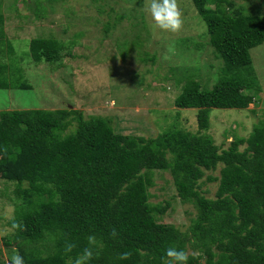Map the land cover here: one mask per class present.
I'll return each instance as SVG.
<instances>
[{
    "label": "trees",
    "instance_id": "obj_1",
    "mask_svg": "<svg viewBox=\"0 0 264 264\" xmlns=\"http://www.w3.org/2000/svg\"><path fill=\"white\" fill-rule=\"evenodd\" d=\"M189 1L222 63L210 87L189 79L174 100L179 110L197 111V133L172 125L144 138L114 132L102 118L86 119L79 110L0 112V181L15 186L9 222L15 233L5 245L16 247L24 264H69L93 235L97 243L87 264H163L169 246L186 251L187 264H264V120L247 138L235 136L226 149L206 134L210 109L245 110L255 104L261 88L249 51L264 42V16L232 2L228 8L210 9L212 0ZM125 2L137 9L144 4ZM121 20L116 16L113 25ZM4 23L0 13V90L31 89L24 63L63 64L61 42L33 38L27 50L17 51L13 42H19L6 37ZM110 26L105 23L104 34ZM189 27L195 28L185 20L183 28ZM135 28L152 30L145 24L130 32ZM160 37L164 43L172 40ZM138 38L116 45L123 57L142 46ZM218 166V180L206 178L218 181L215 198L207 199L200 182ZM155 171L168 172L180 201L200 210L187 233L159 222L170 204L150 202ZM66 244L74 245L70 253ZM125 252L130 258L120 259Z\"/></svg>",
    "mask_w": 264,
    "mask_h": 264
},
{
    "label": "rangeland",
    "instance_id": "obj_2",
    "mask_svg": "<svg viewBox=\"0 0 264 264\" xmlns=\"http://www.w3.org/2000/svg\"><path fill=\"white\" fill-rule=\"evenodd\" d=\"M14 1L1 0L0 13L5 19L6 37L19 42H13L17 51L27 50L33 38H54L65 47L64 58L63 64L56 67L22 64L31 89L0 90V112L79 110L86 119L102 118L114 132L144 138L156 137L172 125L193 134L198 132L197 111L179 110L174 100L189 79L199 82L201 87H210L216 68L222 63L209 46L205 24L189 0L178 3L183 21L195 28H183V32L176 34L156 29L150 14L145 12L141 18L136 12L144 9L125 0H16L13 6ZM227 2L242 6L250 14L264 16V0H212L207 5L210 9H222L228 8ZM116 16L123 20L114 26ZM107 22L111 26L106 35L103 27ZM145 24L151 27L150 32L136 28L130 32L134 25ZM137 34L142 46L123 57V50L116 45L121 46L124 40L130 44ZM160 35L172 40L164 43L166 40ZM249 54L261 88L254 106L250 104L245 110H209L206 134L221 149H226L235 136L247 138L252 127L264 120V42ZM145 56L155 59L143 62ZM220 168L207 171L200 182L207 199L215 198L218 181L209 182L206 178L218 180ZM153 181L150 202L170 204L159 222L187 233L200 210L180 201L168 172L155 171ZM14 188V184L0 181V264H8L17 250L5 245V240H11L15 233L9 225L14 217Z\"/></svg>",
    "mask_w": 264,
    "mask_h": 264
},
{
    "label": "clouds",
    "instance_id": "obj_3",
    "mask_svg": "<svg viewBox=\"0 0 264 264\" xmlns=\"http://www.w3.org/2000/svg\"><path fill=\"white\" fill-rule=\"evenodd\" d=\"M143 9L150 14L156 29L173 34L179 33L182 30L184 24L183 12L178 0H144ZM140 12L139 10L138 15ZM112 235H117L115 229H113ZM87 239L88 246L74 260L69 258V264H87L93 258V247L97 243L96 237L93 235ZM73 247V244H66L65 252L70 253ZM119 258L129 259L130 253H122ZM187 261L188 253L186 251L179 250L174 246H169L165 249L163 264H187ZM9 264H24V258L18 252H14L9 260Z\"/></svg>",
    "mask_w": 264,
    "mask_h": 264
}]
</instances>
